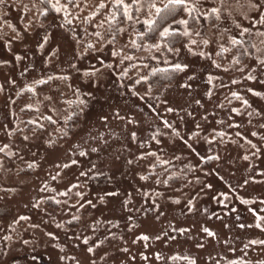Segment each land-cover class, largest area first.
I'll list each match as a JSON object with an SVG mask.
<instances>
[{
	"label": "rangeland",
	"instance_id": "1",
	"mask_svg": "<svg viewBox=\"0 0 264 264\" xmlns=\"http://www.w3.org/2000/svg\"><path fill=\"white\" fill-rule=\"evenodd\" d=\"M98 3L74 9L80 20L72 24L51 10L40 15L33 0L0 8V148L15 153H0V264H264V231L256 227H264V67L246 55L231 64L238 49L214 54L218 43L231 47L228 38L240 29L232 19L219 28L199 21L212 43L194 50L213 53L211 59L182 43L178 55L135 51L130 27L113 49L92 35L98 30L108 39L106 27L81 22ZM259 14L233 10L235 22L252 33L240 38L264 49V37L255 35L264 31L255 22ZM121 48L134 60L111 54ZM175 63L186 67L174 71ZM154 69H167L170 79L157 81ZM60 75L70 80L36 83ZM48 115L57 122L41 118ZM37 119L42 129L28 123Z\"/></svg>",
	"mask_w": 264,
	"mask_h": 264
},
{
	"label": "snow or ice",
	"instance_id": "2",
	"mask_svg": "<svg viewBox=\"0 0 264 264\" xmlns=\"http://www.w3.org/2000/svg\"><path fill=\"white\" fill-rule=\"evenodd\" d=\"M205 0H99L98 4L93 6L94 10L90 15L84 17L81 21L82 23L91 24L93 21L96 22V28L102 29L106 27L108 32V39H105L104 33L98 30H94L92 35L96 38V43H99L101 46L104 44H109L115 49V44L118 36H123L127 28H132L135 38H132V34H129L128 43L131 44L132 48L135 51L144 50L151 53L153 50L156 52L166 51L168 53H172L173 55H178L180 52V48L176 47L178 43H182L183 48H185L189 53L193 55H199L201 57H205L211 59L213 53L205 51H195L196 47L208 48L212 43L211 38L207 36L201 35V29L199 25V21L203 20H214L218 22L215 27L219 28V25L224 23L225 19H232L235 27L240 29L239 33L236 36H229V46H226L223 43H218L219 51H216L214 54L217 57L223 58L226 54L232 53L233 49L240 50L238 54L231 60V64L234 66H238L241 64L240 56L246 55L249 59H255L257 63L264 67V49L258 47L256 43H251L247 40L241 39L245 35H252L250 29L248 27H241L239 23L235 22L233 17V10H241L247 8L249 11H255L260 13L256 18V23L264 26V0H211L207 9H204ZM15 3V0H13ZM84 6L86 10L89 6V0H39V5H44L45 7L39 8L37 6L36 0H33L32 7L37 8V11L40 15L47 17L49 14V10L55 12L56 14H63V19L67 24H72L73 19L80 20V14H73L74 9H81V6ZM9 6V0H0V8H4ZM24 10L30 11L28 5H23ZM104 14L101 16V13L104 10ZM141 13H144V18L141 19ZM183 14V15H181ZM244 19H248L247 15L241 13ZM98 16H101L100 20H96ZM72 17V19H69ZM179 17V18H178ZM137 24H142L144 30L136 31L135 26ZM13 32H16V29L12 25H8ZM30 26V25H29ZM25 28V31L27 30ZM85 31H87L85 29ZM226 31V30H225ZM258 37H264V31H259L255 33ZM155 37V42H150L152 38ZM193 37H198L199 40ZM19 38V37H18ZM186 40L187 42H183ZM261 44H264V40L260 41ZM247 45V46H246ZM87 49L95 50V43H88L86 45ZM124 47H127L125 45ZM254 50L255 55L250 52ZM113 56L119 57L121 62L123 61H133V55H126L123 51V48L119 50H114L111 52ZM151 59L155 60V56H150ZM17 59H22L21 57H17ZM165 63H169V61H165ZM212 64L220 69L222 65L218 63L216 60H212ZM142 67H148L147 64L141 65ZM185 65L181 63H175L172 66V70L174 71H183L185 69ZM228 67H223V71H230ZM238 70L243 71L244 69L241 67ZM255 70V69H253ZM160 75L162 80L170 79L168 75L167 69H154L152 71V75L156 76ZM86 75H88L86 73ZM94 75V73L92 74ZM145 84H148L147 91L150 93L152 91L153 85L149 83L147 76L141 77ZM247 79H254L253 76L249 75ZM52 80L59 81H68L70 80L69 76L60 75V76H49L47 80H38L36 81L39 85H44L49 83ZM212 82V77H209V83ZM237 81H233L236 83ZM2 87V86H0ZM68 87L71 88V84H68ZM187 87V85H186ZM29 92H32L33 95H36L35 88L29 87ZM79 90H75V94L78 95ZM255 95H260V93H254ZM209 97L211 93H208ZM233 96H236L237 99H240L237 93H233ZM45 100H52L51 96H45ZM65 103H71L70 101H65ZM199 104V101H196ZM243 103L251 107L248 104L247 100H244ZM84 100H79L78 105H84ZM31 108V105H29ZM35 111L39 112L40 109L36 108ZM51 111L53 113L56 112V108L52 107ZM168 111H174V109L169 108ZM236 111V110H234ZM239 114V112L237 113ZM42 119L47 120L48 122L55 124L57 121L53 118L52 115H48L45 117H41ZM29 124L35 125L38 128H43L44 126L40 124L37 120L28 121ZM236 127H240V125H235ZM264 127V126H262ZM178 136L179 133L177 132ZM223 135V134H221ZM237 135H240L237 133ZM251 135L256 136L257 133L253 132ZM133 138H135V134L133 133ZM24 139L27 140L28 137L24 136ZM264 139V137H262ZM251 144L252 148H256L255 144H252L251 141H248ZM8 145H4L3 148H0V153H5L9 157L14 156V152H7ZM92 152H99V148L93 147L91 148ZM259 151V149H257ZM81 156H85L88 153L85 151H81L79 153ZM152 156H156V153H151ZM143 159V157H141ZM219 159V157H216ZM245 160L248 159L247 156L244 157ZM128 163H132V161H128ZM33 167V165H29ZM0 167H3V161H0ZM63 167H68V165H63ZM81 175H87L86 173H81ZM142 180L148 179L146 176L140 177ZM72 187L78 188V184L72 185ZM68 192L62 193V195H67ZM109 195H116V193H108ZM79 195V193H78ZM82 198V197H81ZM243 202V201H242ZM88 203H91L89 201ZM179 203V201H176ZM21 220L27 219L26 217H21ZM59 227V225H58ZM256 227L261 228L264 231V227L260 224H257ZM202 231L208 233L209 235H215L209 229L203 228ZM159 238V237H157ZM141 239L148 240V235H142ZM85 244L88 243L87 240L84 241ZM252 243H257V241H252ZM259 243L264 244V241H259ZM89 252H92V248H88ZM146 258V257H145ZM159 258V257H158ZM192 264H195V261H192Z\"/></svg>",
	"mask_w": 264,
	"mask_h": 264
},
{
	"label": "trees",
	"instance_id": "3",
	"mask_svg": "<svg viewBox=\"0 0 264 264\" xmlns=\"http://www.w3.org/2000/svg\"><path fill=\"white\" fill-rule=\"evenodd\" d=\"M155 37H153L152 39H154ZM156 79H157V81H159V82H162V83H165V81H168V80H162L161 78H160V75H157L156 76Z\"/></svg>",
	"mask_w": 264,
	"mask_h": 264
}]
</instances>
